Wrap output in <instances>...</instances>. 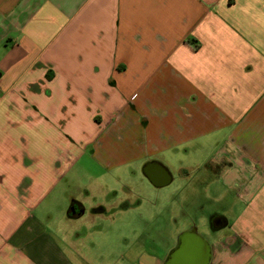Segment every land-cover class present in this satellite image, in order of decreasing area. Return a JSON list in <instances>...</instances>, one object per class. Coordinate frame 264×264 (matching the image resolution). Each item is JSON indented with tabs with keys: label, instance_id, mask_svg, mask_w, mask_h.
<instances>
[{
	"label": "crops",
	"instance_id": "crops-1",
	"mask_svg": "<svg viewBox=\"0 0 264 264\" xmlns=\"http://www.w3.org/2000/svg\"><path fill=\"white\" fill-rule=\"evenodd\" d=\"M148 161L224 219L111 264H264V0H0V264H107Z\"/></svg>",
	"mask_w": 264,
	"mask_h": 264
},
{
	"label": "rangeland",
	"instance_id": "rangeland-1",
	"mask_svg": "<svg viewBox=\"0 0 264 264\" xmlns=\"http://www.w3.org/2000/svg\"><path fill=\"white\" fill-rule=\"evenodd\" d=\"M142 169L143 165L137 168L129 166L127 171L122 173L123 202L122 207L116 210L117 220L122 225V240L119 245L117 244L116 249L111 250L107 264L114 262L116 258L114 256L118 254L131 255L127 259L130 263H135L134 254L137 250H142L145 246L154 247L150 240L145 244L147 238H155L156 245L163 244V249L166 251L176 247L179 234L185 227L189 229L188 226L191 224H197L201 232L209 237V229L213 222L224 219L221 215H214V207L204 192L197 194L190 188L180 195L179 192H172L171 199L167 203L163 202L159 195L163 191L173 189L177 181L163 188H156L143 174ZM73 179L75 187L82 185L77 176ZM182 195L183 199L180 198ZM106 225L109 229V220ZM109 248L107 244V253H110ZM117 264L127 263L121 260Z\"/></svg>",
	"mask_w": 264,
	"mask_h": 264
},
{
	"label": "water",
	"instance_id": "water-1",
	"mask_svg": "<svg viewBox=\"0 0 264 264\" xmlns=\"http://www.w3.org/2000/svg\"><path fill=\"white\" fill-rule=\"evenodd\" d=\"M144 175L148 178V180L155 187H164L172 182L173 176L170 171L161 163L156 161H148L142 169ZM194 237L197 241L202 243L203 251L205 250V244L207 243L205 238L195 229H191L189 231L184 232L180 236V248L184 249L186 244L188 243L189 237ZM179 248V249H180ZM205 253V252H204ZM209 254H204V262L203 264H208Z\"/></svg>",
	"mask_w": 264,
	"mask_h": 264
},
{
	"label": "flooded vegetation",
	"instance_id": "flooded-vegetation-1",
	"mask_svg": "<svg viewBox=\"0 0 264 264\" xmlns=\"http://www.w3.org/2000/svg\"><path fill=\"white\" fill-rule=\"evenodd\" d=\"M71 209L72 210H77V206L74 204Z\"/></svg>",
	"mask_w": 264,
	"mask_h": 264
},
{
	"label": "trees",
	"instance_id": "trees-1",
	"mask_svg": "<svg viewBox=\"0 0 264 264\" xmlns=\"http://www.w3.org/2000/svg\"><path fill=\"white\" fill-rule=\"evenodd\" d=\"M213 225H215V221L213 222Z\"/></svg>",
	"mask_w": 264,
	"mask_h": 264
}]
</instances>
